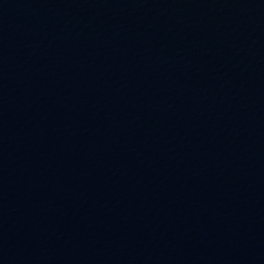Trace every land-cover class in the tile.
<instances>
[{"label": "water", "instance_id": "1", "mask_svg": "<svg viewBox=\"0 0 264 264\" xmlns=\"http://www.w3.org/2000/svg\"><path fill=\"white\" fill-rule=\"evenodd\" d=\"M0 264H264V0H0Z\"/></svg>", "mask_w": 264, "mask_h": 264}]
</instances>
